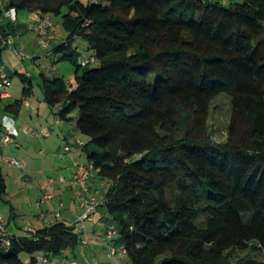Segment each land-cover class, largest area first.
Returning <instances> with one entry per match:
<instances>
[{
    "label": "trees",
    "instance_id": "trees-1",
    "mask_svg": "<svg viewBox=\"0 0 264 264\" xmlns=\"http://www.w3.org/2000/svg\"><path fill=\"white\" fill-rule=\"evenodd\" d=\"M227 3L0 2L2 41L15 32L5 17L11 9L62 16L68 37L54 51L75 65L77 86L42 76L45 101L58 106L60 121L78 109L76 128L91 139L83 145L88 162L110 183L103 206L118 233L108 244L124 246L128 264H264L225 256L264 251V0ZM78 37L88 56L73 49ZM16 73L28 83L4 105L11 117L33 94L30 76ZM221 93L232 113L228 138L217 143L206 121ZM5 192L0 166V199ZM83 240L62 221L12 234L9 247L0 242V264H24L22 252L30 264L38 252L51 264L49 255L74 252Z\"/></svg>",
    "mask_w": 264,
    "mask_h": 264
},
{
    "label": "rangeland",
    "instance_id": "rangeland-1",
    "mask_svg": "<svg viewBox=\"0 0 264 264\" xmlns=\"http://www.w3.org/2000/svg\"><path fill=\"white\" fill-rule=\"evenodd\" d=\"M215 1V0H210ZM223 2V0H218ZM229 4L243 3L244 0H226ZM66 8L62 13H66ZM19 21L27 25H37L39 15L36 12L22 10L19 11ZM51 21V33L55 37L56 44H61L67 41L68 33L65 31L62 24V16L53 14L48 15ZM35 31L30 30L25 34L17 37L23 38L27 41V46L22 49L17 48L14 44H1L0 62L7 68L9 72V84L4 85L0 91H8L13 95V100L22 96V91L28 82L22 80L21 74L30 76L32 81V96L24 100L23 106L19 115L14 116L16 119V126L20 129V134L13 137L10 142L5 143L0 136V156L7 160H18L22 167L15 166L11 163H0L3 174L5 176L6 192L2 199H0V213L7 219L11 218L8 223V231L17 233L24 231L25 227L31 230H38L44 227L45 223L50 224L49 220L64 221L65 208L60 206V197L57 196L54 200L43 203L41 207L38 202L42 193L48 184L49 179L57 180L58 177H67L68 172L65 167V158L60 156L62 148L67 143H73L77 138L81 139L83 144H90L91 139L83 135L76 128V121L78 119V109L70 113V121H60L58 115V106L50 107L45 101V91L42 76L50 80L55 78H63L73 90L77 86L75 79V65L67 60H60L61 53L54 50L46 53L41 52L37 39L34 38ZM29 41V43H28ZM17 48L24 55V59H18L14 49ZM77 48L85 56L91 54L88 44L81 38H76L73 49ZM91 67H96V64H91ZM29 101L34 110L26 107V102ZM9 101H4L0 105V122L4 117V105ZM231 97L226 93L219 94L209 106L207 117V132L210 137L217 143H224L228 138V127L231 119ZM44 127V128H43ZM27 129L42 132L47 129L50 134L49 137L36 136L31 134ZM71 132L69 141L64 137ZM73 146L71 153L77 152ZM84 156H86L84 154ZM81 158V157H79ZM87 157H82L85 161ZM96 172L92 173V176ZM90 188V185H89ZM97 189H101L100 187ZM106 189V188H105ZM105 189L103 193L105 192ZM72 193L82 195L81 189H76ZM90 193V191H89ZM103 197L101 198V200ZM80 199L74 200L75 215L79 212L78 205ZM105 206H100L97 213L84 221L85 228L81 231L80 226L76 225V231L79 233L81 239H86L89 245L81 244L74 252H69L66 260L69 262L75 261L76 264H128L126 256L124 257H109V247L107 246L106 229L109 225L108 215ZM62 213V217H55V213ZM45 216V221L40 220V216ZM75 215H71L70 223L75 224L77 219ZM76 219V220H75ZM69 220V219H68ZM18 226L21 228L18 229ZM112 246V244L110 245ZM85 255H82V252ZM44 256L43 252L36 253ZM77 254V258L73 255ZM225 256L228 259L236 261L240 258L251 257L264 260V251L260 249H235L227 252ZM24 264H30V255L27 252L20 254ZM50 260H61L60 256L49 255ZM36 264H43L38 261Z\"/></svg>",
    "mask_w": 264,
    "mask_h": 264
},
{
    "label": "built area",
    "instance_id": "built-area-1",
    "mask_svg": "<svg viewBox=\"0 0 264 264\" xmlns=\"http://www.w3.org/2000/svg\"><path fill=\"white\" fill-rule=\"evenodd\" d=\"M2 1H9V0H0ZM39 15V21L36 26V33H37V42L41 48H48L51 44V42L54 39L53 34L51 33V21L49 19V16L43 15L41 11L36 12ZM5 17L10 19L11 21H16L17 19V13L15 9H11L10 11L6 12ZM14 52L18 59L23 60L24 55L21 51L18 49H14ZM88 61L87 60H82L81 64L85 65ZM9 84V75L5 71L4 66L0 67V89L4 85ZM4 96V94H2ZM57 122H60L58 120ZM3 126V132L1 134V137L5 143H8L11 141L13 137L18 136L19 131L17 130L15 126V120L13 117L9 115H4L3 120L1 122ZM31 134L36 135V136H49V131L47 129H43L42 132H37L35 130L27 129ZM76 144L78 146H83V142L81 139L77 138ZM70 146H65L63 149V153H67L70 151ZM11 163L15 166L22 167V164L14 159V160H7L3 159L0 156V163ZM75 166L78 168L77 173L74 175L73 180L71 181V185L73 187H80L83 195L85 196V199L83 201L82 206L84 207L85 211L84 213L79 217V219L76 221L74 224L75 226L78 225L81 228V231L85 228L84 221L86 219H89L93 215H95L99 209L100 206L104 205L106 203L105 197L101 200L99 199V191H96L94 193H89V187H88V180L92 176V173L94 172V167L93 164L88 162L87 165H82L79 161H75ZM65 179L63 177H59L57 180L55 179H49L48 184L46 185L42 196L38 202V206L41 207L43 203H46L54 198V190H55V185L57 182L59 183H64ZM103 186L105 188L110 186L109 182H104ZM62 208V205H60ZM61 214L60 212L55 213V217L58 218L60 217ZM46 218L44 215L40 216V220L44 221ZM35 232V230H31L30 228L25 227L24 231L20 235H30L31 233ZM118 230L117 227L114 224H109L106 229V234H107V245L109 247V257H124L127 254V250L124 246H110L108 242H111L116 236H117ZM13 233L8 231V219L0 213V242L4 247H9L11 244V235ZM83 244H87L88 240L84 239ZM37 260L40 261L43 264H48L49 260L47 257L40 256L38 255ZM61 264H76V262L71 261L69 262L68 260H63Z\"/></svg>",
    "mask_w": 264,
    "mask_h": 264
},
{
    "label": "crops",
    "instance_id": "crops-1",
    "mask_svg": "<svg viewBox=\"0 0 264 264\" xmlns=\"http://www.w3.org/2000/svg\"><path fill=\"white\" fill-rule=\"evenodd\" d=\"M225 1V0H224ZM19 12L17 13V19H16V21L14 22V25H15V32L13 33V34H11V35H9V37L5 40V41H2V40H0V51H1V44H3V43H5V44H14V46L15 47H17V48H20V49H22L23 47H25V46H27V41L26 40H24L23 38H18L17 36L18 35H22V34H25L27 31H30V30H34L35 31V36H34V38L35 39H37V33H36V24L35 25H27L26 23H23V22H21V21H19ZM39 17V16H38ZM38 21H39V19H38ZM5 23V22H4ZM2 42V43H1ZM28 43H29V41H28ZM38 43V42H37ZM58 44H56V42H55V37H54V39H53V41L51 42V44H50V46L48 47V48H42L41 49V52L42 51H45L46 53H49V52H51V51H53L54 50V48H55V46H57ZM16 48V49H17ZM41 48V47H40ZM0 58H1V56H0ZM2 66H4L3 64H1V62H0V67H2ZM4 68H5V71L7 72V68L4 66ZM7 74L9 75V72H7ZM3 94H4V96L3 97H5L4 98V101H9V102H11L12 100H13V95L11 94V92H8V91H3ZM25 106L26 107H30L32 110H34L35 108H34V106H32V104L29 102V101H27L26 102V104H25ZM4 115H6L5 113H4ZM19 115V114H18ZM14 118V120H15V126H16V119H18V118H15V117H13ZM60 123V122H59ZM16 128H17V126H16ZM44 128V127H43ZM17 130L19 131V134H20V129H18L17 128ZM50 132V131H49ZM71 135H72V133L71 132H69L68 134H67V136L66 137H64V139L66 140V141H69V137H71ZM49 136H50V134H49ZM49 136H46V138L47 137H49ZM16 138V137H15ZM67 146H70V151L69 152H67V153H63V149H64V147L62 148V152L60 153V156L64 159L65 158V167L64 168H66L67 169V172H68V175H67V177H63L64 179H65V181H64V183H59V182H57L56 183V185H55V190H54V198L52 199V200H54L57 196H59L60 197V200H59V202H60V205H62V208H64V209H66L65 208V205H68V208L66 209V213H65V215H64V217H65V223H67V224H71L70 223V217H72L71 215H75V209H73L74 208V200L76 199V198H79L80 199V203H79V205H78V213L75 215L76 217V219L78 220L79 219V217L84 213V211H85V209H84V207L82 206V204H83V201H84V199H85V196L83 195V193H82V195L80 196V195H77V194H75V193H72L73 191H75L76 189H80V187H73L72 185H71V181L73 180V178H74V175L77 173V170H78V168L75 166V161H79L82 165H87V163H88V158H86L85 159V161H82L81 160V158L82 157H87V154L85 153V151H84V148H83V146H78L77 144H76V141H74L72 144L71 143H67L66 144ZM73 146H75L77 149H79V150H77V152H75L74 154L73 153H71L70 154V152L72 151V148H73ZM84 154L86 155V156H84ZM79 157H81V158H79ZM60 177H62V176H60ZM59 178V177H58ZM57 178V179H58ZM105 181H103L102 179H100L98 176H97V174H94L93 176H91L90 177V179L88 180V187H89V185H90V188H89V191H90V193H94V192H96V191H99V195H98V197H99V199H101L102 197L104 198L105 197V192H106V189H105V187L103 186V183H104ZM101 188L100 190L99 189H97V188ZM104 189H105V192L103 193V191H104ZM82 192V191H81ZM62 213H61V216L60 217H62ZM69 219V220H68ZM75 219V220H76ZM45 221V220H44ZM58 220H55V221H52V220H49V222H50V224H47V223H45V225H44V227H46V226H49V225H51L52 223H55V222H57ZM62 222H64V221H62ZM74 224V223H73ZM43 227V228H44ZM18 229L20 230L21 228L18 226ZM13 234H15V233H13ZM16 234H22V231H20V232H17ZM83 244V243H82ZM84 246L86 245H89V242L87 243V244H83ZM68 255H69V252L68 253H66L65 255H63V256H60L61 257V260H55V258L53 259V260H51V264H61L62 262H63V260L64 259H66L67 257H68ZM82 255H85V252L83 251L82 252ZM74 257H76L77 258V254H74L73 255ZM75 262V261H74ZM78 264V263H77Z\"/></svg>",
    "mask_w": 264,
    "mask_h": 264
}]
</instances>
